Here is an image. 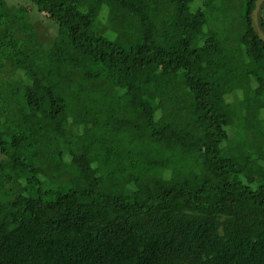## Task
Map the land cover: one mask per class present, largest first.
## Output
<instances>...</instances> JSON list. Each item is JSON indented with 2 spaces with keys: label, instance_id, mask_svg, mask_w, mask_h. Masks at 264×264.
<instances>
[{
  "label": "trees",
  "instance_id": "trees-1",
  "mask_svg": "<svg viewBox=\"0 0 264 264\" xmlns=\"http://www.w3.org/2000/svg\"><path fill=\"white\" fill-rule=\"evenodd\" d=\"M24 1L0 0V264H264V0Z\"/></svg>",
  "mask_w": 264,
  "mask_h": 264
},
{
  "label": "rangeland",
  "instance_id": "rangeland-1",
  "mask_svg": "<svg viewBox=\"0 0 264 264\" xmlns=\"http://www.w3.org/2000/svg\"><path fill=\"white\" fill-rule=\"evenodd\" d=\"M5 1L11 6H15L19 4V5H26L28 7V4H29L27 1H24V0H5ZM257 12L258 10H256V12L254 13V20L256 18ZM36 29L40 31V35L41 33L46 35V36L41 35L42 36L41 38L43 39V41H50V39L55 35L54 33L55 29H53L50 21H44L43 25L37 23Z\"/></svg>",
  "mask_w": 264,
  "mask_h": 264
}]
</instances>
